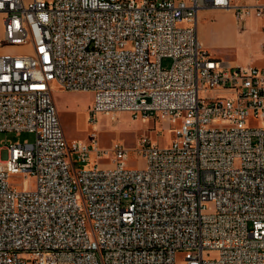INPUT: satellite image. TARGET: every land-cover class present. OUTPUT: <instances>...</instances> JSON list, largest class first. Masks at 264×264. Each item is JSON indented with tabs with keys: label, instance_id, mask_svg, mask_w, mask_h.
<instances>
[{
	"label": "built area",
	"instance_id": "built-area-1",
	"mask_svg": "<svg viewBox=\"0 0 264 264\" xmlns=\"http://www.w3.org/2000/svg\"><path fill=\"white\" fill-rule=\"evenodd\" d=\"M202 9L264 19L232 0H0V132L36 135L0 159V264H264V67L213 56ZM54 86L91 91L93 121L175 123L172 142L85 168L108 152L68 142Z\"/></svg>",
	"mask_w": 264,
	"mask_h": 264
},
{
	"label": "rangeland",
	"instance_id": "rangeland-1",
	"mask_svg": "<svg viewBox=\"0 0 264 264\" xmlns=\"http://www.w3.org/2000/svg\"><path fill=\"white\" fill-rule=\"evenodd\" d=\"M260 1L264 2V0ZM198 21L199 33L209 43L210 53H223L224 59L227 55H232L241 64L264 67V53L260 49L264 31L262 26L257 28L256 19L252 22L249 20L247 23L234 21L236 29H233L225 14L208 11L201 13ZM256 29L262 32H257ZM2 32L3 24L0 21V38ZM9 50L18 51L19 49ZM171 64L170 58H164L162 61L164 67H169ZM52 94L68 142L92 143L95 141L101 150L108 152V156L102 159H98L96 153H90V163L86 164L85 168L91 166L94 161L101 164L111 161L112 147L115 143H120L127 148V164L133 168H140L144 165L143 158L138 154L141 138L148 137L153 144L166 147L171 144L174 137L176 124L169 125L161 118L149 120L140 116L134 119L129 113L109 115L100 113L95 121L91 120L90 111L93 105L91 91H68L54 86ZM202 94L207 95L212 92ZM35 139V133L28 131L0 132V147H2L0 159L6 157V148L10 143H33ZM11 181H18L19 186H24L25 189H33L35 184L33 176H16ZM177 261L183 264L181 254L178 255Z\"/></svg>",
	"mask_w": 264,
	"mask_h": 264
},
{
	"label": "crops",
	"instance_id": "crops-1",
	"mask_svg": "<svg viewBox=\"0 0 264 264\" xmlns=\"http://www.w3.org/2000/svg\"><path fill=\"white\" fill-rule=\"evenodd\" d=\"M232 2L235 3V4H253V3H256V2L261 3V4H264V2H262L260 0H241V1H239V0H232ZM208 11H213L215 13L216 12H220L222 14H225L227 20L229 21V24H231L230 26L233 27V29L234 28L236 29V27L234 25V21H237V20L235 19L234 14L230 10H223V9H202V10H200L198 12V15H197V35H198L199 41L209 51L210 50L209 49V43L207 41H205L204 36L200 35V33H199V21H198L201 13H205V12H208ZM249 20L252 22L253 19H249ZM248 21H246V23ZM262 21H264V19H256L257 26H258L257 28L259 29V27L262 26L263 31H264V23L262 24ZM258 29H256L257 32H262V31H259ZM253 31H255V30H253ZM263 46H264V37H262L261 38V41H260V49H261L262 53H264L263 50H262V47ZM211 54L213 56H215V57L221 58L222 60L226 61L227 63H229L231 65H234V64L235 65H238V64L239 65H245L244 63L243 64L239 63V61H237L235 58H233L232 55H227V58L224 59V57H223L224 54L223 53L214 52V54L213 53H211Z\"/></svg>",
	"mask_w": 264,
	"mask_h": 264
}]
</instances>
